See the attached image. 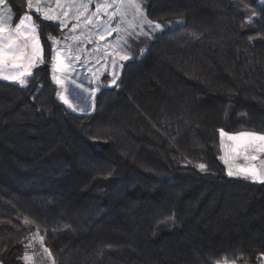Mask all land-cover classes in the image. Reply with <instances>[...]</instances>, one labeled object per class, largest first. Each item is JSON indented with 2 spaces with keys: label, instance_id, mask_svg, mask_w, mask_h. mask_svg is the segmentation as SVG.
Instances as JSON below:
<instances>
[{
  "label": "trees",
  "instance_id": "1",
  "mask_svg": "<svg viewBox=\"0 0 264 264\" xmlns=\"http://www.w3.org/2000/svg\"><path fill=\"white\" fill-rule=\"evenodd\" d=\"M143 6L163 29L128 40L88 115L57 99L63 30L30 12L42 59L0 81V264L36 231L55 264H263L264 182L227 174L219 134L264 135V0Z\"/></svg>",
  "mask_w": 264,
  "mask_h": 264
},
{
  "label": "rangeland",
  "instance_id": "2",
  "mask_svg": "<svg viewBox=\"0 0 264 264\" xmlns=\"http://www.w3.org/2000/svg\"><path fill=\"white\" fill-rule=\"evenodd\" d=\"M103 2L105 3L101 4V0H96L93 4L98 10L107 8L104 13H100L104 18H96V16L81 18L72 26L74 29L85 30L86 36L89 37L85 38L90 44L87 45L86 41L80 43L82 38L66 43L55 49L54 59L51 61V72H53L51 77L57 87V99L66 108L76 110L77 115H88L93 112L94 95L105 84L103 77H108V86L114 84L122 64L130 58L127 51L128 40L151 37L163 29L160 23L151 22L146 17L144 0H103ZM156 25L160 27L157 28ZM72 27L64 30V38H69ZM73 54L82 55L83 61L73 59ZM79 63H82V66H79ZM239 164L228 166L227 173L230 171L234 174L239 173V168L243 166L248 168L245 167L248 164L246 162ZM263 171L260 170L261 176ZM29 239L22 264H55L44 237L38 231Z\"/></svg>",
  "mask_w": 264,
  "mask_h": 264
},
{
  "label": "crops",
  "instance_id": "3",
  "mask_svg": "<svg viewBox=\"0 0 264 264\" xmlns=\"http://www.w3.org/2000/svg\"><path fill=\"white\" fill-rule=\"evenodd\" d=\"M95 1L96 0H26L28 12L24 13L18 21L14 23L13 14L7 4V0H0V29H2V31H0V81L17 86H23L30 76L34 66L42 59V48L38 31L30 12L38 14L44 20L57 23L63 30L60 37L52 39L53 61L55 49L64 46L66 43H71L73 40L78 41L79 38H82L80 39V43L86 41L87 45L90 44V41L85 38L87 37V32H84L85 30H81V28L74 29L72 26L76 25V20L81 18H91L94 16H96V18H104V16L100 13H104L107 8H103L101 10L95 9L93 4ZM103 3L105 2L101 0V4ZM23 18H28L26 26L18 28L17 26L20 25V21ZM33 27L35 28V31L32 30ZM71 27L73 28L71 35H69V38H64V30ZM6 45H11V47L6 49ZM61 50L64 49L61 48ZM69 56L67 55V57ZM72 58L77 59V61H83L82 55L73 54ZM79 66H82V63H79ZM22 73L23 75H21ZM13 77H16L17 79H13ZM68 110L72 113L78 114L74 109ZM240 133H225L224 136H221L220 132L219 142L221 163L224 165L227 172L228 166L232 167L235 163L244 164L246 162V164H248L245 167L250 168L255 166L257 172L261 174L260 170H264V141H254L249 142L246 145H241L239 140H230L228 138L229 136H237ZM252 157H255V159ZM242 168H244V166ZM227 174L229 175V173ZM232 177H239L243 179L249 178L247 179L249 181L262 182L254 180L250 175L245 176L240 171L239 173L232 175Z\"/></svg>",
  "mask_w": 264,
  "mask_h": 264
},
{
  "label": "snow or ice",
  "instance_id": "4",
  "mask_svg": "<svg viewBox=\"0 0 264 264\" xmlns=\"http://www.w3.org/2000/svg\"><path fill=\"white\" fill-rule=\"evenodd\" d=\"M28 18H23L20 21V25H18L17 27L20 28L22 26H26V21ZM157 28H159V25H156ZM33 31H35V28L33 27L32 29ZM0 31H2V29H0ZM11 47V45H6V49ZM122 58H126V57H122ZM23 75V73L21 74ZM13 79H17L16 77H13ZM21 82L23 83V81L21 80ZM225 133L221 132V136H224ZM230 140H239L241 142V145H246L249 142H254V141H264V135H256L253 133H240L237 136H229L228 137ZM253 159H255V157H252ZM201 168L204 167V165L200 166ZM239 171L241 173H243L245 176H251L254 180H258V181H262L264 182V176H261L255 166H252L250 168H241L239 169ZM234 173H232L231 171L229 172V175H232Z\"/></svg>",
  "mask_w": 264,
  "mask_h": 264
}]
</instances>
